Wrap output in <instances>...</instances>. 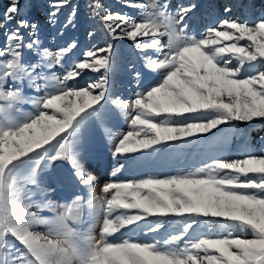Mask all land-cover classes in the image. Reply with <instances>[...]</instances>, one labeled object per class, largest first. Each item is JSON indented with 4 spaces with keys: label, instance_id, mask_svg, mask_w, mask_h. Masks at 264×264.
Returning <instances> with one entry per match:
<instances>
[{
    "label": "snow or ice",
    "instance_id": "obj_1",
    "mask_svg": "<svg viewBox=\"0 0 264 264\" xmlns=\"http://www.w3.org/2000/svg\"><path fill=\"white\" fill-rule=\"evenodd\" d=\"M117 2L85 0L97 26L80 56L75 38L45 44L76 28L78 3L47 0L51 33L30 18L41 0L0 10V264H264V147L229 148L264 122V11L220 18L209 3L197 31V0ZM118 40L140 61L130 98L115 92ZM96 132L104 181L87 167Z\"/></svg>",
    "mask_w": 264,
    "mask_h": 264
},
{
    "label": "rangeland",
    "instance_id": "obj_2",
    "mask_svg": "<svg viewBox=\"0 0 264 264\" xmlns=\"http://www.w3.org/2000/svg\"><path fill=\"white\" fill-rule=\"evenodd\" d=\"M6 2L7 0H0V10L3 9V6L6 4ZM72 2L79 4L76 28L68 29L63 37L57 39V42L55 44H48L46 39L45 44L50 49H55L61 43L75 38L78 40L79 47L74 51L73 55L80 56L82 49L90 46V42L88 41L86 36V31L90 26L96 27L97 25L94 21L88 20L84 15L85 0H72ZM103 2L107 5H110L113 11L125 10L117 2V0H103ZM178 2H180V0H172L173 8H175L176 3ZM183 2L187 3L188 0H183ZM197 2L200 4V8L197 9L196 13L193 16V19L190 21V24L195 26L197 31L202 29L205 24L210 23V19H206L204 15L206 6L209 3L215 5L213 11H215L220 18H223V16L225 15L223 13V7L225 4H231L233 6L232 12L228 15H231L233 18H239L241 20L248 19L249 22H253L258 19L261 16V12L264 11V0H197ZM41 3L42 6H37L32 9L30 18L38 19L40 23L45 27L47 33L54 32L55 29H52L45 24L47 0H41ZM240 3H243L244 5H248L250 3L251 6L247 11H245L244 8L237 6ZM68 11V8L62 10L59 17L61 21H63ZM57 27H59V25H57ZM2 40L3 38L2 36H0V43H2ZM97 41H100L102 43V40H100L99 36L95 40L91 41V43H96ZM115 47L117 52L119 53L120 58V72L114 77L118 84V87L115 89V92L122 93L125 98H130L132 93L135 91V88L131 87V90H129V86L133 84V81L131 79V72L128 70V65L135 64L137 65V67H139L140 61L134 52L133 46L129 41H115ZM56 70L57 72L60 71L59 68H57ZM92 78H94V74L85 73L80 82L81 84H83L85 81ZM26 110H30V108H26ZM239 127L240 129H242L244 134L242 136H234L232 138L231 144L229 145L230 150L235 152L239 145L248 143L250 147L255 151V154H260V149L264 147V140H261V137H264V122L255 121L251 124L239 125ZM114 130L127 131V124L122 120L118 121L114 126ZM92 149L97 154V157L89 159L87 163L88 170L94 171L97 174L99 180L104 181L107 179V174L111 169L112 160L108 152L107 146L99 132H96L94 136ZM66 169V164H57L53 169V173ZM131 175V173H124L123 175H121L120 178H131ZM81 191L83 192L84 190L81 189ZM50 198L54 200H59L62 197L59 194H53Z\"/></svg>",
    "mask_w": 264,
    "mask_h": 264
}]
</instances>
